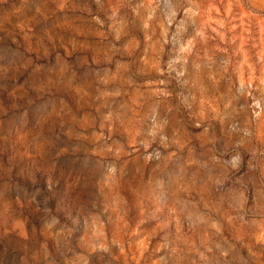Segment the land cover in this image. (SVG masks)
I'll return each instance as SVG.
<instances>
[{
    "label": "rangeland",
    "instance_id": "obj_1",
    "mask_svg": "<svg viewBox=\"0 0 264 264\" xmlns=\"http://www.w3.org/2000/svg\"><path fill=\"white\" fill-rule=\"evenodd\" d=\"M0 264H264V0H0Z\"/></svg>",
    "mask_w": 264,
    "mask_h": 264
}]
</instances>
